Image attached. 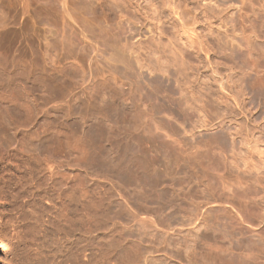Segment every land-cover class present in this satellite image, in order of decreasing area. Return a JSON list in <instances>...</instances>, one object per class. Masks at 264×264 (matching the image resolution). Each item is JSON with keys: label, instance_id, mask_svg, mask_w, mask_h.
Returning a JSON list of instances; mask_svg holds the SVG:
<instances>
[{"label": "rangeland", "instance_id": "1", "mask_svg": "<svg viewBox=\"0 0 264 264\" xmlns=\"http://www.w3.org/2000/svg\"><path fill=\"white\" fill-rule=\"evenodd\" d=\"M46 1L32 0L33 20L23 31L38 33L39 39L26 40L14 25L16 0H0V264H203L208 243L225 252L231 249L230 235L245 238L227 226L224 214L210 211L199 217L209 202L239 201L263 227L264 0L190 4L216 5L217 13H229L225 25L213 22L214 36L206 39L209 60L187 50L189 65L174 71L181 84L190 79V102L180 94H164L154 80L158 73L140 70L138 55L127 51L136 72L153 79L144 81L146 90L159 98H181L175 107L140 95L137 73L111 72V50L98 39L93 57L107 66L94 62L92 72L71 73L60 43L52 55L47 51L50 42L44 35L50 27L34 23L46 19ZM121 10L129 28L126 37H132L135 48L140 43L144 58L154 28L151 22L141 25L134 10ZM80 14L97 29L95 36L110 28L102 18ZM203 21L197 27L204 34L208 24ZM54 22L53 33L66 32L62 22ZM78 40L81 47L90 45ZM232 50L241 53L238 59L231 58ZM113 82L125 93L114 92ZM161 109L170 120L158 116ZM222 124L228 146L215 141ZM192 147L198 153L190 155ZM207 231L215 235L209 242L201 239ZM238 255L239 261L264 256V249L242 244Z\"/></svg>", "mask_w": 264, "mask_h": 264}, {"label": "bare ground", "instance_id": "2", "mask_svg": "<svg viewBox=\"0 0 264 264\" xmlns=\"http://www.w3.org/2000/svg\"><path fill=\"white\" fill-rule=\"evenodd\" d=\"M201 1H204V0H73L72 3H71V0L70 1L69 0H47L45 2V4H43L44 6H42L43 7L42 8L43 13H44V16L46 17V19H44V18L40 19V17H39L38 19L35 20V22L34 21L33 22L38 24V25H47L50 28L52 26L51 24L56 23L54 21H59V23L62 22L63 25L61 27L64 26L63 28H65V30L62 28V32H64V31H66V32H64L63 34L62 33L56 34V33H53V31L50 28L47 30L45 29L46 32L44 35V39L49 40V42H50L49 43L50 50H47V51H49L51 55H52L51 52H53L55 50L57 51V46H56L57 42L61 44L62 52L67 51L65 53L66 54L65 56L67 57L66 60H68V64H66V66H64V67H67L68 70L71 71V73L79 74L80 72L85 71L84 69L91 70L92 66L95 63H96V65L100 63V62L97 63V61L95 62V60H96L94 58L95 56L93 57V54L97 53V51H98L97 45H96V43H98V41L96 42V40L98 39L104 43V45H105L104 48L111 50V54L109 52L107 53L110 55V58H112L111 60L114 61L113 66L111 68V72L113 70L116 73H117V71H121V73L122 72H124V73L129 72V73H132L133 75L136 74L137 73L136 72L137 65H136V67H135V64L132 65L131 64L132 61L129 62L130 58L127 59V57L125 56L127 51L131 52L133 54L138 55L136 60H138V59L140 60V61L138 60V62H137V64L139 63L138 67L140 70L143 71L145 69H148V71H150L151 73L152 72L158 73L154 76L155 77L154 80H157L159 83H161V85L163 86V89H164V91H162L163 93L164 92L165 93L170 92V94L171 93L172 94H180L182 99L185 98L188 102H190L189 101V99L191 98L190 94H188L189 96L186 95L187 91H188V93H190L188 90V87H186L190 83V79H188L187 78L188 76L186 75L187 73H185V77L187 76L186 78L188 80L186 79V81L183 84H181L183 79L180 82V80H177L178 77L175 76L176 80L173 78V75L176 73V72L174 73V71L178 70V69H176V67H179L180 71L182 70L181 69L182 66H184L182 68H185V66L187 64V62L185 60L186 59L185 52L187 50H192V52H195V54H197L198 56H200V54H203V55H205L206 60H209L207 58L209 57V53L212 50L210 49V45L208 44V41H206V39H207L208 35L214 34V33H212L213 32L212 29L214 28L213 22H220L221 24L225 25V22L228 21V20L225 21L226 18L224 19V16H226V14L228 12L224 16H222V14H224L228 9L224 13L221 11H219V13H217L218 7L216 5H215V8L217 7V10H215V8H213L214 5L212 6L210 4L203 6V7L201 5H199L198 7H195V6L191 7L190 6V4H193L194 2H195V4H198V2L200 3ZM205 1H207V0H205ZM32 3H33L32 0H16V4H17L18 8H17L16 19H15L14 25L16 27H19V29H20L19 31H20L21 36L25 37L26 40L30 39L31 37H33V38L39 37V35H37L38 33L34 36V35L24 33V31H23L24 28L26 27V25L29 23V21L32 22V20H33L31 14H30V8H31ZM210 3H212V2H210ZM258 3H259V1H258ZM123 7L126 9H129V10H134L133 12H135L137 20L139 23H141V25L146 26L147 22H151V24L154 28V34L156 36H154L153 40H152V38L150 39V40H152L151 45L148 42L150 45V48L146 47L147 50L145 49L146 51L143 53L144 58H142V53H141L142 48L140 46V43L138 44L139 46L137 48H135L134 47L135 45H133L131 43L132 44V46H131L130 42H129V40L131 41L132 37L130 39L127 38L128 36L126 34H128L129 28H128L127 23L124 22L125 16L123 14V11L121 10ZM183 7H185V9H183ZM199 8H201V9H199ZM243 9H244V7H243ZM243 9H242V11H243ZM244 11H245V9H244ZM40 12H42V11H40ZM78 12H84V14L86 13V14H88V16L90 15L92 17L93 16L96 17V19L93 17L94 20H97V17H98V19L102 18L105 21H107L108 23H110V28H108V30L104 29L103 33H100L102 35L95 36L97 33V29L94 26H90L88 24H85L87 22V19H85L84 17L82 18V14H80L81 17H78ZM248 14H246V15H248ZM189 15H191L190 20L188 19ZM246 15H244V16H246ZM88 16H85V17H88ZM47 17H49V18H47ZM246 18H243V19H246ZM252 18H254V20L257 19V14L254 13V17H252ZM204 19H205V21H203ZM129 20H128V22H129ZM201 21L206 22V24H208L207 28H206L208 31L207 33H205V32H204V34L199 33L197 26L200 24ZM241 22H243V21H241ZM206 24H205V26H206ZM33 25H35V24H33ZM205 26H204V28H205ZM255 26H253V27H255ZM236 27L234 29H236ZM167 28L169 29L168 31H166ZM246 28L248 29V27H246ZM203 31H205V30H203ZM245 31H247V30H245ZM250 31H249L250 35L248 34L250 37H251L252 33L256 34V35L253 34L254 37L255 36H256V38L259 37V33L257 34V32L255 31V28H254V32L251 31L252 32L251 33ZM242 34H244V33H242ZM245 35H243V36H245ZM253 35H252V37H253ZM124 36L125 37L127 36L126 39L124 38ZM81 37H82V40L84 39V40L88 41L90 43V45H87V46L84 45L85 47H81L79 42H78L79 41L78 38H81ZM215 38H217V37H215ZM261 38H263V37H261ZM124 39L126 40L125 43H123L125 41ZM164 39L165 40L167 39L168 44H167V42H166V44H164L165 42L163 43ZM218 40H219L218 42H220L221 39H218ZM103 43H102V45H103ZM147 46H148V44H147ZM152 46H154L155 49L152 50V48H153ZM240 54L241 53H239L238 51L232 50L231 51V58L238 59ZM155 55L156 56L158 55V57L155 58ZM131 56H133V55H131ZM139 56H140V58H139ZM152 57L155 59V62H151ZM64 60H65V58H64ZM107 60L109 63V59H107ZM209 62L210 61H208V63ZM209 64H211V63H209ZM99 65L101 67L107 66V65H103V64L102 65L99 64ZM122 65H125V68L122 67ZM187 65H189V64H187ZM108 69H109V67H108ZM95 70L97 71V69H95ZM185 70H187V68ZM185 70L183 72H186ZM91 72H92V70H91ZM147 74H150V73H142V72L139 74L137 73V75L140 78L141 83H142V85L140 84L141 85L140 90L142 92L141 91L140 92L143 94H140V95H144L143 97H145L148 101H150V102L152 101L151 103L154 102L153 104H157L158 106H162L163 102L166 104H169L171 106H174V107L177 106L178 101L180 102V100H182L180 97H179L180 100H178L177 98L176 99L172 98V96L170 97V95L164 96L163 93L160 92L163 96L159 98V96H157V95L152 96L153 94L151 95L146 90L144 83H146L147 81L146 82H144V81L145 80H150V81L153 80L150 77H148ZM181 75H182V73H181ZM102 77H103V75H102ZM139 78L137 80H139ZM180 78H182V76ZM114 80H115V77H114ZM113 84H114V82H113ZM123 85H125V83H123ZM221 87H223V86H221ZM113 89L115 91H117V90L119 91L121 89L120 91L124 92L122 87H120V89H119V84H116V82L112 86V90ZM138 89H139V87H138ZM190 91H192V90H190ZM122 92H119V93L123 94ZM119 93L117 95H119ZM156 94H158V93H156ZM123 96L125 97V95H123ZM193 98H195V97H193ZM185 99L183 100V102L185 101ZM194 100H196V99H194ZM136 101H138V100L136 99ZM193 101H191V102H193ZM185 103H186V101H185ZM186 104H188V103H186ZM179 105H182V104L180 103ZM159 111L160 112H158V116L161 117L162 119H167L170 117L166 111H164L162 109ZM169 120H170V118H169ZM224 129L226 130V128L222 124L221 130L219 133L220 135L218 136L219 139L215 140V141H219V142L221 141L220 143H223L224 145L228 146V144H226L227 143V137L225 135L226 132L224 131ZM218 137H216V138H218ZM193 139L191 140L192 142H194ZM191 144L192 143H190V145ZM198 145L201 146V144H199V143H198ZM194 146H197V145H194ZM200 146L199 147L197 146L198 148L197 147H194V148L195 149L197 148L196 150H199V149L202 150V147H200ZM207 147L204 146V149ZM232 147H233V145H232ZM194 148L192 147L191 149L195 150ZM230 148H231V145H230ZM196 150L195 151L190 150V152H191L190 155L192 154V152L198 153V152H196ZM194 155L195 154L193 153V156ZM215 156H216V154H215ZM127 174H128V172H127ZM124 178H125V176H124ZM255 186H256V184H255ZM222 201H224V200H222ZM208 206L209 207H207V208H204V207H202V209H200L201 207L199 208L200 209V211L198 213L199 217L205 216L210 211H215L218 214L219 213L224 214L226 217L225 219L227 220V226L229 225L231 228H233L236 235L245 236V238L241 239V238H237L236 236L230 235L229 236L230 237L229 244L231 246V249L226 250L225 252H224V249H222L221 247L213 246L210 244L211 242L208 243L207 246H208V250H210V252L206 253V255H203L205 259L207 258L208 262H205L203 264H263L264 256H259V257H253V256L249 257L248 256L247 259L243 258L242 261L237 260V258L239 256L238 250L242 244H245L247 247H251V246H255V245L259 244V246H261V248L264 249V239H263V237H264V226L260 228L259 227L260 222L259 223H257L256 221L254 222V219H252L251 214L246 209H244V206L239 201L234 200L232 202H225V203H223V202L222 203L221 202L220 203L209 202ZM116 219H118V218H116ZM128 220H127V223H132V222H130L131 218H129ZM198 220H199V218H198ZM204 220L206 221V218ZM124 225H125V223H124ZM131 232H132V230H131ZM128 233H130V232H127V236L130 237L131 235L130 234L128 235ZM225 233H226V231H225ZM226 234H228V233H226ZM226 234H225V236H226ZM212 236H215V235H212ZM212 236L209 235V232L207 231V233H204L203 236H201V239L209 242V240L212 239ZM226 237L228 238V236H226ZM1 238L2 237L0 236V240H2ZM218 239H220V238H218ZM221 240H223V239H221ZM226 240H228V239H226ZM216 241H217V239H216ZM142 242H139V243L142 244ZM222 252H224V253H222ZM221 253L223 254V256ZM177 260H178V258H177ZM180 262H181V264H183L184 261L183 260L179 261V264H180ZM194 262H196V261H194ZM194 264H196V263H194Z\"/></svg>", "mask_w": 264, "mask_h": 264}]
</instances>
